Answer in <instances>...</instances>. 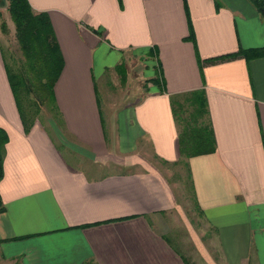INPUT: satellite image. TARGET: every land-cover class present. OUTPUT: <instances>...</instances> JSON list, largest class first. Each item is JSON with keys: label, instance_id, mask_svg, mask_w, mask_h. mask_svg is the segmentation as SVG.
<instances>
[{"label": "crops", "instance_id": "0c3cea01", "mask_svg": "<svg viewBox=\"0 0 264 264\" xmlns=\"http://www.w3.org/2000/svg\"><path fill=\"white\" fill-rule=\"evenodd\" d=\"M30 3L49 12L64 56L55 93L68 136L58 141L40 118L25 131L0 44V126L9 134L0 264H264V56L203 69L200 62L264 45V15L252 1ZM130 51L152 57L156 69L144 71L142 96L108 129L97 81ZM198 88L217 149L188 158L190 178L219 250L190 259L157 225L178 206L171 180L157 167L130 164L141 159L142 138L162 161L181 160L172 102ZM114 161L126 167H105Z\"/></svg>", "mask_w": 264, "mask_h": 264}, {"label": "trees", "instance_id": "16d2710c", "mask_svg": "<svg viewBox=\"0 0 264 264\" xmlns=\"http://www.w3.org/2000/svg\"><path fill=\"white\" fill-rule=\"evenodd\" d=\"M264 15V0H250ZM16 25V36L24 60L13 68L5 58L9 81L24 124L29 132L44 108L54 112V119L62 113L59 109L55 85L64 67V56L48 11H35L30 0H4ZM194 44L197 41L191 26ZM237 56L247 59L264 56V45L243 47L218 56L201 59V68L209 62H216ZM172 110L178 127V143L181 160L191 169L188 158L192 155L213 152L217 149V138L210 114L208 98L202 88L185 93L182 100L172 102ZM8 131L0 126V180L4 176V160ZM6 208L0 193V213Z\"/></svg>", "mask_w": 264, "mask_h": 264}, {"label": "rangeland", "instance_id": "374dc122", "mask_svg": "<svg viewBox=\"0 0 264 264\" xmlns=\"http://www.w3.org/2000/svg\"><path fill=\"white\" fill-rule=\"evenodd\" d=\"M0 44L3 46L6 60L9 59L13 68L22 65L24 57L17 40L16 25L8 9V2L0 5ZM128 54L129 59L125 61L124 65L116 69L115 72L108 69L106 74L99 77L97 81L101 108L108 129L111 127V122H117V112L123 108V105L130 101L134 102L137 97L142 96V91L146 89L145 86L149 81L146 74L148 75L156 69L152 57L145 58L144 55L139 56L133 51ZM145 70L146 74H144ZM124 75L126 76L125 80L123 79ZM53 116L54 112L44 108L40 119L59 141V137H67L68 133L62 126L60 116L57 115V119H54ZM111 116L113 117L112 121ZM137 152L141 153V159L130 166L159 168L171 180L178 197V206L174 210L157 217V225L160 230L190 259H193L194 255L203 259L202 254L206 250H210L212 254L216 255L219 250L216 229L208 226L204 220V214L196 200L189 169L184 160L172 164L162 161L154 154L152 145L147 138L140 140ZM105 167L124 168L126 165L114 161L109 165L106 164ZM192 261L195 263L194 260Z\"/></svg>", "mask_w": 264, "mask_h": 264}]
</instances>
